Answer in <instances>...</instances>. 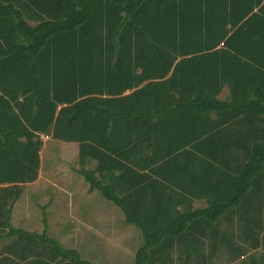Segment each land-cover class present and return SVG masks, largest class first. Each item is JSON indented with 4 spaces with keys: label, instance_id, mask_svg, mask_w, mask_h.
Returning <instances> with one entry per match:
<instances>
[{
    "label": "trees",
    "instance_id": "trees-1",
    "mask_svg": "<svg viewBox=\"0 0 264 264\" xmlns=\"http://www.w3.org/2000/svg\"><path fill=\"white\" fill-rule=\"evenodd\" d=\"M43 136L134 264H264V0H0V264H94L14 225Z\"/></svg>",
    "mask_w": 264,
    "mask_h": 264
},
{
    "label": "rangeland",
    "instance_id": "rangeland-1",
    "mask_svg": "<svg viewBox=\"0 0 264 264\" xmlns=\"http://www.w3.org/2000/svg\"><path fill=\"white\" fill-rule=\"evenodd\" d=\"M226 95L224 91L221 98ZM43 141L48 143L43 149V180L38 187L25 184L28 186L13 214L14 225L39 233L47 227L50 237L66 249L78 250L83 259L94 264H134L144 245L141 230L126 223L119 207L100 191H89L77 169L76 144H52L47 136ZM114 225L117 229L130 226L132 234L112 237Z\"/></svg>",
    "mask_w": 264,
    "mask_h": 264
},
{
    "label": "crops",
    "instance_id": "crops-1",
    "mask_svg": "<svg viewBox=\"0 0 264 264\" xmlns=\"http://www.w3.org/2000/svg\"><path fill=\"white\" fill-rule=\"evenodd\" d=\"M224 91H227L228 92V95H229V89L228 88H226ZM224 91H223V93H224ZM128 93H130V92H127V94ZM222 93V94H223ZM228 95H226V97L228 96ZM222 96V95H221ZM225 97V98H226ZM222 99V98H221ZM45 136H43V138H44ZM49 140H51V141H53L52 142V144H54L55 142H59V141H54L52 138H50L49 137ZM50 141V142H51ZM45 142V144H44V146H43V148H42V150H41V167H40V174H39V178H38V180L36 181V182H34V183H30V184H32L31 186H37L38 187V185L37 184H39L40 182H42V180H43V176H44V172H43V149L45 148L46 149V147H47V145H48V143H47V141H44ZM44 149V150H45ZM77 149H78V145H77ZM77 158H78V156H77ZM77 161H78V159H77ZM77 161H76V163H77ZM77 169H78V171H79V167L77 166ZM8 186V184H5V185H0V187L1 188H4V187H7ZM24 186H28V185H24ZM36 187V188H37ZM204 204H205V202H203V201H199V200H196L195 201V208H202V207H204ZM14 214V213H13ZM13 217H14V215H13ZM126 218V217H125ZM127 223V222H126ZM114 234L112 235V237H121L123 234H129V235H131L132 234V230L130 229V226H128V227H124V228H122V229H117V226H115L114 225ZM113 228L111 229V230H113Z\"/></svg>",
    "mask_w": 264,
    "mask_h": 264
}]
</instances>
